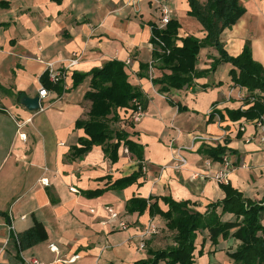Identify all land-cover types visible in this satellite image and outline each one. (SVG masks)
I'll return each mask as SVG.
<instances>
[{
	"label": "crops",
	"instance_id": "obj_1",
	"mask_svg": "<svg viewBox=\"0 0 264 264\" xmlns=\"http://www.w3.org/2000/svg\"><path fill=\"white\" fill-rule=\"evenodd\" d=\"M239 2L244 14L222 33L224 51L238 57L249 43L254 60L264 67V0ZM162 6L180 23V39L205 38L202 25L189 15L188 0H0V264H23L21 254L45 264H135L148 259L151 250L170 247L174 233L165 220L158 214L151 217L149 209L130 213L127 204L139 198L158 202L167 211L161 199L170 197L205 213L210 204L222 201L223 184L213 177L222 161L210 159L204 148L225 147L234 164L225 185L264 204L260 131L255 120L232 121L227 115L253 105V94L232 81L233 66L221 63L209 73L220 55L204 47L197 70H208L206 75L168 97L158 92L154 80L163 73L154 61L152 38ZM74 55L78 65L70 70L65 87L49 90L41 102L43 110L32 112L21 104L24 96H39L48 63L60 68ZM112 60L126 65L145 109L139 124H131V109H119L112 128L125 131L141 146L142 159L124 146L115 158L102 145L75 154L82 147L80 140L87 138L77 123L88 119L92 107L86 99L91 73ZM78 76L83 79L75 84ZM178 155L188 160L180 170L173 168ZM139 170L141 176L132 185L112 187ZM108 209L119 217L113 219ZM235 220L233 214L222 216L223 222ZM36 221L44 225L48 239L20 253L18 236ZM121 221L127 229L119 228ZM150 223L157 225L158 233L147 237L140 249ZM196 245L194 264H234L229 254L240 242L230 236L213 245L205 232Z\"/></svg>",
	"mask_w": 264,
	"mask_h": 264
},
{
	"label": "trees",
	"instance_id": "obj_2",
	"mask_svg": "<svg viewBox=\"0 0 264 264\" xmlns=\"http://www.w3.org/2000/svg\"><path fill=\"white\" fill-rule=\"evenodd\" d=\"M188 2L189 15L202 25L206 36L202 40L195 36L180 39V23L177 20H171L164 29L153 26L152 43L155 46L153 57L154 61L159 63L157 68L163 73L162 77L154 80V84L159 87L158 92L167 96L173 91L194 85L195 79L208 73V70L201 72L197 70L200 52L204 47H213L220 57L214 60L209 73L215 72L221 63H229L233 66L230 75L234 84L253 94L251 97L253 105L247 110L227 111L229 118L232 121L243 118L253 121L264 117V96L256 95V92H264V67L254 60L249 43L244 46L240 56L230 57L224 51L221 41L222 33L232 28L244 14L239 0H207L205 3L188 0ZM158 40L164 46H161ZM179 41L182 43L181 46L178 44ZM91 76L90 91L86 99L92 102V107L88 119L77 123L79 128L84 129L87 138L80 140L82 147L76 148L75 154L82 155L92 147L102 145L106 147V153L115 158L121 146H124L138 159H142L141 146L129 140L125 131L112 128V123L119 120V109H132L134 99L140 100L143 104L141 91L128 80L126 65L118 60L108 61L102 68L93 70ZM82 79L81 76L76 77L75 84H79ZM42 82L49 90L61 86L49 83L45 75ZM177 106L180 111L185 110L181 104ZM202 151L207 153L210 159L218 162L222 161L227 150L218 145L215 148H204ZM140 176L141 170L118 180L112 187H127L135 183ZM222 189L225 198L210 204L205 213L194 210L189 202H177L170 197L161 199L167 206V211L162 210L158 202L149 203L144 199H132L127 204L128 212L143 214L149 209L151 217L160 215L165 220L168 230L174 233L170 247L164 250H151L148 252V259L135 264H194L198 236L205 232L213 245H217L220 239L230 236L240 242L237 249L229 254L234 264H264V204L246 198L230 184H223ZM227 213L233 214L236 220L223 222L222 216ZM47 239L48 234L44 225L36 221L31 229L18 236L20 253ZM199 253L201 255L202 252Z\"/></svg>",
	"mask_w": 264,
	"mask_h": 264
},
{
	"label": "built area",
	"instance_id": "obj_3",
	"mask_svg": "<svg viewBox=\"0 0 264 264\" xmlns=\"http://www.w3.org/2000/svg\"><path fill=\"white\" fill-rule=\"evenodd\" d=\"M171 20H172V15H171L170 8L168 6H162L161 19L157 27L159 29H164L171 22ZM159 43L161 46H164V44L161 41H159ZM78 63H79V57L77 55H74L72 58H70L65 63H63L60 68H56L55 64L53 63H48L46 72H45V76H47L48 82L53 85H61L65 87L67 79L69 77L70 70L76 67ZM151 65H153V62ZM151 79L153 78L151 77ZM49 94H50L49 89L42 82L40 89H39L40 110H43L42 104H41L42 100L47 99L49 97ZM129 113H130L129 117H130L131 124H139L143 120V118L145 117V109L140 100L138 99L133 100V108L130 110ZM254 124L260 131V141L264 143V117H261L255 120ZM241 131H245V129L242 128ZM21 137H24V135H21ZM197 139H201V137ZM204 140L207 142L212 141V139H208V138H204ZM249 141L250 140L247 139V142ZM187 165H188V160L183 156L178 155L174 159L173 168L176 170H180ZM211 165H212V162L208 161L207 166H211ZM143 169L145 170V168ZM233 170H234L233 162L231 161V159L229 158L227 154L223 155L222 168L215 175H213L214 180H216L218 183H221V184L228 183L229 175L233 172ZM206 173L207 172H205V174ZM206 176H210V174H206ZM47 183L48 182L45 179L42 180L43 185H46ZM108 212L110 213L113 219H116L119 217V214L114 212L113 209H108ZM119 228L125 230L128 228V226L125 222L121 221L119 224ZM10 230H12V227H10ZM157 233H158L157 225L154 223H150L146 231L142 234V238H141L142 243L140 245V249L145 248L144 242L147 239V237L155 235ZM51 250L55 252L57 251V248L52 247ZM21 260L23 264H45L34 256H25L24 254H21ZM75 260H76V257L72 258L70 262L75 261Z\"/></svg>",
	"mask_w": 264,
	"mask_h": 264
},
{
	"label": "water",
	"instance_id": "obj_4",
	"mask_svg": "<svg viewBox=\"0 0 264 264\" xmlns=\"http://www.w3.org/2000/svg\"><path fill=\"white\" fill-rule=\"evenodd\" d=\"M20 102L29 111L36 112L40 110V97L39 96H36L35 98L24 96L21 98Z\"/></svg>",
	"mask_w": 264,
	"mask_h": 264
},
{
	"label": "rangeland",
	"instance_id": "obj_5",
	"mask_svg": "<svg viewBox=\"0 0 264 264\" xmlns=\"http://www.w3.org/2000/svg\"><path fill=\"white\" fill-rule=\"evenodd\" d=\"M153 63H155V62H153ZM169 238V237H168Z\"/></svg>",
	"mask_w": 264,
	"mask_h": 264
}]
</instances>
